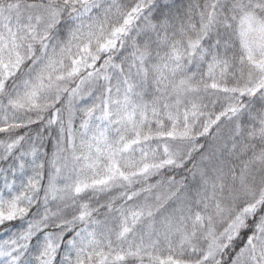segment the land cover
<instances>
[{"label":"snow or ice","instance_id":"1","mask_svg":"<svg viewBox=\"0 0 264 264\" xmlns=\"http://www.w3.org/2000/svg\"><path fill=\"white\" fill-rule=\"evenodd\" d=\"M0 264H264V0H0Z\"/></svg>","mask_w":264,"mask_h":264}]
</instances>
